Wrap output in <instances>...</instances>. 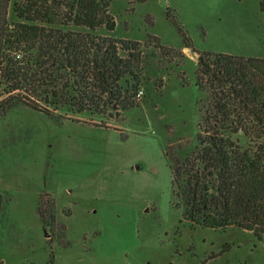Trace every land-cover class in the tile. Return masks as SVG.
Instances as JSON below:
<instances>
[{"label":"rangeland","instance_id":"obj_1","mask_svg":"<svg viewBox=\"0 0 264 264\" xmlns=\"http://www.w3.org/2000/svg\"><path fill=\"white\" fill-rule=\"evenodd\" d=\"M263 2H114L117 29L100 34L141 44L138 92L121 84L136 107L103 99L63 120L19 107L0 121V264H264L251 233L182 223L167 156L209 135L200 54L264 59Z\"/></svg>","mask_w":264,"mask_h":264},{"label":"trees","instance_id":"obj_2","mask_svg":"<svg viewBox=\"0 0 264 264\" xmlns=\"http://www.w3.org/2000/svg\"><path fill=\"white\" fill-rule=\"evenodd\" d=\"M116 1L17 0L12 23V0H0V121L19 107L60 120L55 112L103 99L136 107L121 84L138 92L141 44L100 34L117 29ZM196 76L210 98L209 135L192 153H167L175 207L192 229L234 228L264 243V59L202 53Z\"/></svg>","mask_w":264,"mask_h":264},{"label":"water","instance_id":"obj_3","mask_svg":"<svg viewBox=\"0 0 264 264\" xmlns=\"http://www.w3.org/2000/svg\"><path fill=\"white\" fill-rule=\"evenodd\" d=\"M140 169V167L139 166H137V170H139ZM149 210H147V212H148ZM1 264H4V262H2Z\"/></svg>","mask_w":264,"mask_h":264},{"label":"built area","instance_id":"obj_4","mask_svg":"<svg viewBox=\"0 0 264 264\" xmlns=\"http://www.w3.org/2000/svg\"><path fill=\"white\" fill-rule=\"evenodd\" d=\"M141 95H142V92H140L138 96L140 97Z\"/></svg>","mask_w":264,"mask_h":264}]
</instances>
